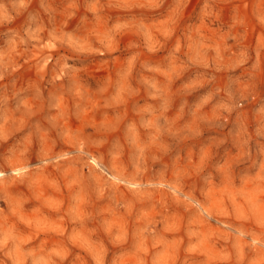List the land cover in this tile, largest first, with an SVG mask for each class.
I'll return each instance as SVG.
<instances>
[{"label":"rangeland","instance_id":"rangeland-1","mask_svg":"<svg viewBox=\"0 0 264 264\" xmlns=\"http://www.w3.org/2000/svg\"><path fill=\"white\" fill-rule=\"evenodd\" d=\"M0 264H264V0H0Z\"/></svg>","mask_w":264,"mask_h":264}]
</instances>
